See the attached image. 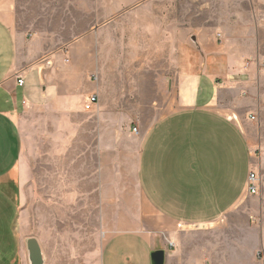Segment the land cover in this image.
Returning <instances> with one entry per match:
<instances>
[{
	"label": "crops",
	"instance_id": "1",
	"mask_svg": "<svg viewBox=\"0 0 264 264\" xmlns=\"http://www.w3.org/2000/svg\"><path fill=\"white\" fill-rule=\"evenodd\" d=\"M136 2L0 0V218H16L20 235L27 186L34 201L45 187L47 202H69L83 182L88 196L102 195L101 140L117 132L86 130L83 120L92 115L100 125L105 92L98 80L117 73L121 58L114 31L124 20L117 15ZM71 10L94 18L72 38ZM155 49L152 59L164 60V46ZM202 53L191 55L188 68L196 80L203 76L196 86H205L207 97L156 117L144 131L137 183L148 209L141 208L139 226L108 233L101 264H152L156 249L166 251L165 264H223L230 257L234 264H264V61L242 62L224 49ZM151 56L133 51L126 58ZM134 68L153 70L144 63ZM244 93L247 110L220 109L230 108V95ZM91 94L99 102L86 110ZM249 112L259 119L251 131ZM233 211L243 221L231 238L229 227L214 224L225 218L227 226ZM21 248L18 264L25 261Z\"/></svg>",
	"mask_w": 264,
	"mask_h": 264
},
{
	"label": "rangeland",
	"instance_id": "2",
	"mask_svg": "<svg viewBox=\"0 0 264 264\" xmlns=\"http://www.w3.org/2000/svg\"><path fill=\"white\" fill-rule=\"evenodd\" d=\"M140 1L117 15L124 20L114 31L121 58L117 73L100 76L98 80L105 92L100 125L92 115L83 120L86 130L100 127L103 132H117L116 139L103 135L101 140V197L88 196L83 182L78 195L71 196L69 202H47L45 187L40 188L37 201H34L30 186H27V196L21 204V235L19 227L15 228L16 218H0V264H18L20 244L24 264H29L25 240L33 235L41 240L51 264H101L108 233L139 226L141 208L148 209L141 202L137 183L144 131L156 117L189 102L205 101L207 97L205 86H196L203 76L196 80L197 74L188 68L191 55L195 60L203 50L224 49L240 56L242 59H238L242 62L264 61V0ZM84 15L78 10L70 11L68 32L71 38L88 30L94 21L92 13ZM158 46H164V60L152 59V54L157 55L154 50ZM133 51L151 57L127 59ZM142 63L153 70L150 69L149 74L132 73L133 68ZM89 79L94 80L93 76ZM245 95L248 94L230 95V108L224 105L220 109L232 114L247 110ZM249 113L245 127L251 131L259 119L256 114ZM135 126L138 132L134 131ZM6 212L9 213L8 206ZM235 212H231L234 215L227 226L221 224L225 218L214 224L229 227L231 238L236 237L232 231L234 227L243 221V215H235ZM47 246L50 247L48 251ZM233 258L223 259L221 263L234 264Z\"/></svg>",
	"mask_w": 264,
	"mask_h": 264
},
{
	"label": "water",
	"instance_id": "3",
	"mask_svg": "<svg viewBox=\"0 0 264 264\" xmlns=\"http://www.w3.org/2000/svg\"><path fill=\"white\" fill-rule=\"evenodd\" d=\"M27 259L29 264H48L46 251L37 236H29L25 240ZM166 251L156 249L152 252V264H165Z\"/></svg>",
	"mask_w": 264,
	"mask_h": 264
},
{
	"label": "built area",
	"instance_id": "4",
	"mask_svg": "<svg viewBox=\"0 0 264 264\" xmlns=\"http://www.w3.org/2000/svg\"><path fill=\"white\" fill-rule=\"evenodd\" d=\"M94 78H97L96 76ZM19 84H24V79L19 78ZM99 102V97L97 94H91L86 98V102L84 104V107L86 110H94L96 104ZM255 117V116H254ZM134 131L138 132V127H134ZM257 179L258 175L255 171H252L249 175V191L251 193H255L257 191Z\"/></svg>",
	"mask_w": 264,
	"mask_h": 264
}]
</instances>
